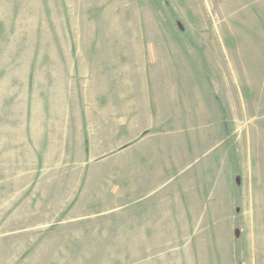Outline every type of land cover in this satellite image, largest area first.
<instances>
[{
  "label": "rangeland",
  "instance_id": "1",
  "mask_svg": "<svg viewBox=\"0 0 264 264\" xmlns=\"http://www.w3.org/2000/svg\"><path fill=\"white\" fill-rule=\"evenodd\" d=\"M0 264H264V0H0Z\"/></svg>",
  "mask_w": 264,
  "mask_h": 264
},
{
  "label": "crops",
  "instance_id": "2",
  "mask_svg": "<svg viewBox=\"0 0 264 264\" xmlns=\"http://www.w3.org/2000/svg\"><path fill=\"white\" fill-rule=\"evenodd\" d=\"M127 57L125 56L124 58H121V64L123 65L121 70H119L118 73H115V77H112V79L114 78L116 83H117V86L118 87H122V88H125V89H122L121 91L118 90V97L119 99L118 100H121L123 101V104L122 106H124L125 104V90H126V87L127 85L131 88V90L134 88L133 86H135L137 84V80L140 78V70H134L133 68L131 67H127L128 65V62H127ZM124 61V64L123 62ZM120 64V66H121ZM101 66H99L98 68L95 69H92V68H89V69H85L86 71H88L86 73V78H88L85 82L86 86L87 87H92L93 90H94V86L96 85H101L102 87H105L107 91H109V84H110V74L108 71H105V68H100ZM147 73L148 71L145 70ZM137 75L139 76L138 78ZM145 83H142V81L140 80V84H139V91L141 93V95L145 98L146 96H148V92H151L152 90L154 91V97L155 95H157V80L155 78L154 75H152V71L149 70V74H146L145 75ZM113 79V80H114ZM73 84L75 86H77L75 82V80L72 81ZM137 86V85H136ZM77 88V87H76ZM151 98H152V92L150 93L149 95ZM157 100V98H156ZM138 107H142L144 108L145 106H147L145 103L143 104V102L140 104V105H136ZM143 112H140L139 110L136 111V115L137 116H140ZM144 114V113H143Z\"/></svg>",
  "mask_w": 264,
  "mask_h": 264
}]
</instances>
